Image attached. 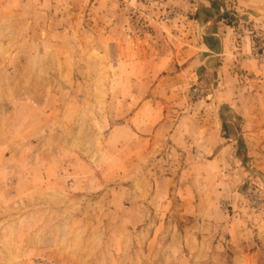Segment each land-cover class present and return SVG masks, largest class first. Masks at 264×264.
I'll list each match as a JSON object with an SVG mask.
<instances>
[{
	"label": "rangeland",
	"instance_id": "obj_1",
	"mask_svg": "<svg viewBox=\"0 0 264 264\" xmlns=\"http://www.w3.org/2000/svg\"><path fill=\"white\" fill-rule=\"evenodd\" d=\"M205 2L0 0V264H264V30Z\"/></svg>",
	"mask_w": 264,
	"mask_h": 264
},
{
	"label": "crops",
	"instance_id": "obj_2",
	"mask_svg": "<svg viewBox=\"0 0 264 264\" xmlns=\"http://www.w3.org/2000/svg\"><path fill=\"white\" fill-rule=\"evenodd\" d=\"M170 2H176V0H169ZM205 2L206 7H210L214 4V1L216 0H203ZM220 1L219 10L214 9V11L220 12L221 10H233L232 12H238V15L240 16L239 21L240 24L238 26L239 29L236 30V32H233V35H238L241 38V41L243 43V50H247L250 47V44H252L251 36L247 35L245 33L244 27L252 28L254 30H264V0H217ZM231 33V32H230ZM225 51L223 54L228 51L230 53L231 47L230 44L228 47L223 48ZM231 54V53H230ZM243 64L247 65L248 62H242ZM250 63V62H249ZM242 114L243 119H264V113L261 112H255L254 114L248 115V114ZM219 120V119H218ZM220 121V120H219ZM221 123V121H220ZM260 129V128H258ZM261 132L264 133V130Z\"/></svg>",
	"mask_w": 264,
	"mask_h": 264
},
{
	"label": "trees",
	"instance_id": "obj_3",
	"mask_svg": "<svg viewBox=\"0 0 264 264\" xmlns=\"http://www.w3.org/2000/svg\"><path fill=\"white\" fill-rule=\"evenodd\" d=\"M209 47L211 46V45H208ZM220 117H221V115H220ZM222 118V117H221ZM223 126H224V128H229V127H231L230 126V124L228 123V122H226V121H223Z\"/></svg>",
	"mask_w": 264,
	"mask_h": 264
}]
</instances>
